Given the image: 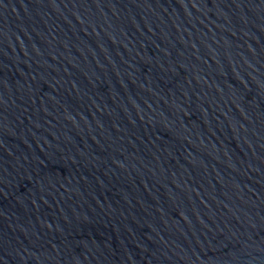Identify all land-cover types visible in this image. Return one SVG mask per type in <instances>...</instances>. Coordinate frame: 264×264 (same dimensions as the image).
<instances>
[{
	"label": "water",
	"instance_id": "95a60500",
	"mask_svg": "<svg viewBox=\"0 0 264 264\" xmlns=\"http://www.w3.org/2000/svg\"><path fill=\"white\" fill-rule=\"evenodd\" d=\"M0 264H264V0H0Z\"/></svg>",
	"mask_w": 264,
	"mask_h": 264
}]
</instances>
